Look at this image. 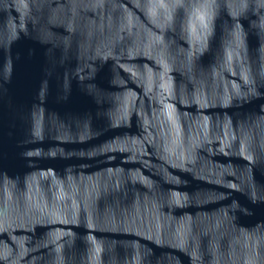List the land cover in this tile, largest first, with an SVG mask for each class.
Here are the masks:
<instances>
[{
    "label": "water",
    "instance_id": "95a60500",
    "mask_svg": "<svg viewBox=\"0 0 264 264\" xmlns=\"http://www.w3.org/2000/svg\"><path fill=\"white\" fill-rule=\"evenodd\" d=\"M0 264H264V0H0Z\"/></svg>",
    "mask_w": 264,
    "mask_h": 264
}]
</instances>
